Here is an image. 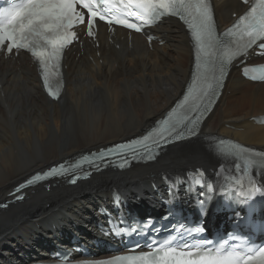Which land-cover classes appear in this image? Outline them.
<instances>
[{
    "label": "bare ground",
    "instance_id": "obj_1",
    "mask_svg": "<svg viewBox=\"0 0 264 264\" xmlns=\"http://www.w3.org/2000/svg\"><path fill=\"white\" fill-rule=\"evenodd\" d=\"M215 3L219 22L230 23L238 1ZM158 33L165 43H154L152 49L140 35L129 45L121 30L111 41L100 38L97 49L88 42L75 48L66 61V86L58 101L42 91L26 55L0 58V199L35 170L142 133L169 108L189 78L192 50L178 22L168 20ZM259 114H264V83L245 81L233 70L202 137L171 146L156 162L128 171L106 170L75 186L59 181L50 189L31 188L24 201L0 209V264L23 263L37 255L35 248L45 254L50 243L40 242L42 235L56 241L73 229L89 236L81 224L92 227L97 205L113 187L134 201L152 194L149 181L158 182L163 171L181 173L195 164L218 174L220 164L205 137L264 146V125L252 120Z\"/></svg>",
    "mask_w": 264,
    "mask_h": 264
},
{
    "label": "snow or ice",
    "instance_id": "obj_2",
    "mask_svg": "<svg viewBox=\"0 0 264 264\" xmlns=\"http://www.w3.org/2000/svg\"><path fill=\"white\" fill-rule=\"evenodd\" d=\"M244 3L248 4L249 0H244ZM121 15L127 18H119ZM166 15L183 21L191 30L196 43L198 73L188 87V94L184 95L178 105L180 111L173 108L168 113V118L160 121L146 135L127 143L116 144L114 149L107 148L92 154L94 159L81 158L88 164L96 163L98 166V162L104 161L110 154L128 150L135 158L139 155V149L143 148L144 154L141 158L151 160L155 159L152 146L159 147L161 143L197 135L201 118L210 110L233 61L248 56L254 46L264 51V0H257L244 15L237 18L227 32V37L230 38L227 41L221 40L215 31L210 0H120L118 9L112 0H19L0 11V51L7 54L28 51L38 63L48 94L58 99L63 86L60 61L66 47L79 39L75 29L83 26L87 35L94 36V27L99 20L108 25H122L141 32L146 26H151ZM133 19L136 22H132ZM151 39L149 36V41ZM243 71L247 74L249 69L245 67ZM53 77H56L55 87ZM127 164L128 160H124L120 166L125 167ZM81 167L79 161L68 165L57 164L27 178L15 188L13 194L48 177L75 172ZM233 180L236 185H242L241 180ZM72 182L75 183V179ZM257 193L264 195V189L249 180L247 191L239 195L251 199ZM199 203L203 208L205 200L202 199ZM202 231L203 228L195 227L189 234H199ZM175 240L176 237L172 236L158 247L147 245L151 251L116 256L95 264H264V247L258 250L249 248L246 251H237L234 248L226 250L228 241L219 247L208 246L211 241L171 246Z\"/></svg>",
    "mask_w": 264,
    "mask_h": 264
}]
</instances>
